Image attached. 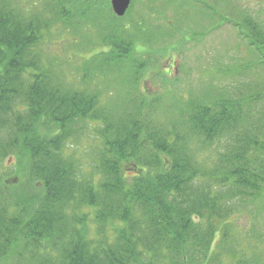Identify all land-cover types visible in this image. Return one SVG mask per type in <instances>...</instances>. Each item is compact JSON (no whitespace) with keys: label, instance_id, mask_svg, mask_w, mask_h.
Returning a JSON list of instances; mask_svg holds the SVG:
<instances>
[{"label":"trees","instance_id":"16d2710c","mask_svg":"<svg viewBox=\"0 0 264 264\" xmlns=\"http://www.w3.org/2000/svg\"><path fill=\"white\" fill-rule=\"evenodd\" d=\"M125 15L0 0V264H264V93L147 96L154 50ZM90 16L105 22L94 55ZM242 24L263 57L264 34Z\"/></svg>","mask_w":264,"mask_h":264},{"label":"rangeland","instance_id":"374dc122","mask_svg":"<svg viewBox=\"0 0 264 264\" xmlns=\"http://www.w3.org/2000/svg\"><path fill=\"white\" fill-rule=\"evenodd\" d=\"M19 1L25 12L43 2ZM125 14L124 25L135 32V41L154 50L147 75L139 85L147 96L165 93L166 86L177 91L181 102L190 94L200 96L216 89L233 93L236 85L245 94L249 93L245 86L264 93V56L260 57L239 32L248 30L242 22L249 19L264 34V0H131ZM104 25L98 16L81 21L80 29L89 41L87 45L81 41L82 47L96 43L88 55L100 49L98 35ZM260 103L264 110V98ZM78 141L76 154L85 169L93 163L96 149L92 146L98 141L89 129ZM9 162L14 169L16 160L10 158L6 165ZM21 179L20 174L12 175L10 181ZM260 224L264 226V221ZM262 257L264 260V252Z\"/></svg>","mask_w":264,"mask_h":264},{"label":"water","instance_id":"95a60500","mask_svg":"<svg viewBox=\"0 0 264 264\" xmlns=\"http://www.w3.org/2000/svg\"><path fill=\"white\" fill-rule=\"evenodd\" d=\"M131 0H110L111 9L114 15L123 16L130 5Z\"/></svg>","mask_w":264,"mask_h":264}]
</instances>
